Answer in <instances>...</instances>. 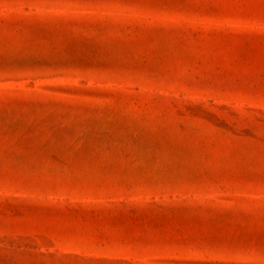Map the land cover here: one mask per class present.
<instances>
[{
	"label": "rangeland",
	"instance_id": "374dc122",
	"mask_svg": "<svg viewBox=\"0 0 264 264\" xmlns=\"http://www.w3.org/2000/svg\"><path fill=\"white\" fill-rule=\"evenodd\" d=\"M0 264H264V0H0Z\"/></svg>",
	"mask_w": 264,
	"mask_h": 264
}]
</instances>
